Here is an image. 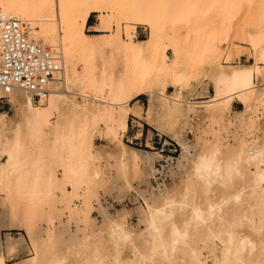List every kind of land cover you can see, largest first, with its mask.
Wrapping results in <instances>:
<instances>
[{
    "label": "bare ground",
    "instance_id": "obj_1",
    "mask_svg": "<svg viewBox=\"0 0 264 264\" xmlns=\"http://www.w3.org/2000/svg\"><path fill=\"white\" fill-rule=\"evenodd\" d=\"M0 1L65 59L39 101L15 87L13 115L0 109V264H264V0ZM123 24L149 34L125 39ZM243 44L256 62L233 63ZM211 85L212 98L183 93ZM131 116L181 145L170 182L151 186L164 156L125 142ZM194 121L208 127L188 140ZM102 192L130 197L138 223ZM26 243L30 256L17 258Z\"/></svg>",
    "mask_w": 264,
    "mask_h": 264
},
{
    "label": "built area",
    "instance_id": "obj_2",
    "mask_svg": "<svg viewBox=\"0 0 264 264\" xmlns=\"http://www.w3.org/2000/svg\"><path fill=\"white\" fill-rule=\"evenodd\" d=\"M25 27L22 20L8 14L0 1V109L9 105L8 95L15 87L34 91L39 101L41 93L46 92V85L57 73L64 72L65 59L60 46L52 47L32 40ZM129 143L142 146L141 139L137 138ZM169 175L167 164H159L154 177L156 185L168 182ZM111 200L113 204H119L117 199Z\"/></svg>",
    "mask_w": 264,
    "mask_h": 264
},
{
    "label": "rangeland",
    "instance_id": "obj_3",
    "mask_svg": "<svg viewBox=\"0 0 264 264\" xmlns=\"http://www.w3.org/2000/svg\"><path fill=\"white\" fill-rule=\"evenodd\" d=\"M92 17H94L95 22H99L100 21V16H98L97 14H93ZM25 25L27 26V24L25 23ZM85 32L87 33H91V28H89L88 26L85 28ZM128 32H134L137 33V36L139 39H145L147 38L148 34H149V29L146 26L143 25H131L130 27H127L125 24H123L122 26V35L125 39H127L128 37ZM244 46V50L246 52H243L242 54L246 53L245 57H242V54L240 53H236L235 54V58L233 59V63H254L257 61V54L255 53V51L252 49V47L248 44H243ZM228 53L229 51L225 50L222 54L220 63L224 66H229L230 64L227 63V58H228ZM168 54L169 56L173 57L174 56V51L173 49H169L168 50ZM207 49H203V47H199V51L198 53L194 56V58H196L198 61L205 60L207 58ZM261 64L264 66V59L260 60ZM255 82L256 84H264V74L256 76L255 78ZM176 90L175 87H168L167 89V94H173V92ZM181 91V90H180ZM183 93L185 94H189V97L191 98H195V97H205V98H212V96H214L215 91L213 86H209L208 89H203V86H199L198 88L194 87V86H188L186 88H183ZM179 95H182V92L179 93ZM139 100L142 102L143 106L145 108L148 107L149 105V97L147 95H142L139 97ZM194 100H202V98L199 99H194ZM132 103H134V101H132ZM243 108V104L241 101H239L238 99H235L233 101V105H232V110L236 111V110H240ZM2 110H7L11 115H13V111L10 109L9 105H6ZM264 109L260 112V115L258 117V119H262L264 121ZM227 118L232 119L233 118V114L229 115ZM129 129L124 137L125 142L131 146L143 149V150H156L159 151L164 157L161 158L160 161L157 162L156 166L157 168L159 167V164H170L172 163V159L171 156H173V158L178 157L182 151V147L181 145L174 139H171L165 135H161L159 134L158 131H156L152 126H150L147 122L140 120L138 118H136L135 116H131L129 119ZM208 127L207 123H199V121H194L193 124H190L186 127L185 131H184V136L188 139V140H195L196 136L201 133V130H203L204 128ZM102 133V130L98 131V136L96 139V144L101 147L103 145V139L100 137V134ZM133 138H137V139H141L142 142V146L139 145H134V144H130L129 140L133 139ZM154 141L160 142V144H156L154 143ZM138 144L140 143V140L137 141ZM161 149H163V151H161ZM104 165L106 164V162L103 163ZM158 171H156L157 173ZM155 174L153 175V179H152V187L153 186H157V181H155L154 179ZM171 180H169L168 182H170ZM118 193H113V194H105L102 192V195H108L107 199H110V203H108L107 205L104 204L106 207H109V209L114 212L115 208H121L123 206H125L126 204H129V208H134L133 212H132V218L131 221L134 224L138 223V219H139V214L136 211V205L138 204H134L132 203L130 197H123L121 198V201H118L119 204H113L112 203V196L113 195H117ZM124 195H128V193H124ZM106 199V198H104ZM115 199V198H113ZM126 200V202L122 203L123 200ZM133 199V198H132ZM75 204L81 205L82 201L79 199H76V201L74 202ZM93 204H95V206H98L96 204V201L93 202ZM97 210V209H95ZM93 215L95 217L98 218V220H101L102 218L99 216V212L94 211ZM75 228V225H74ZM3 235L5 236L6 233L12 235V236H20L21 234L24 233V231L21 230H3L2 231ZM30 245L28 243H26L25 245L20 246V251L19 254L17 255V258H24V257H28L31 254L30 251ZM13 262V259H7V264H11Z\"/></svg>",
    "mask_w": 264,
    "mask_h": 264
},
{
    "label": "crops",
    "instance_id": "obj_4",
    "mask_svg": "<svg viewBox=\"0 0 264 264\" xmlns=\"http://www.w3.org/2000/svg\"><path fill=\"white\" fill-rule=\"evenodd\" d=\"M97 22H95V20H94V17H90V19H89V22H88V27H90V26H94L95 24H96ZM244 52H246L245 50H244ZM246 56V53H244V54H242V57H245ZM154 143H156V144H160L161 143V141H160V143L159 142H157V141H154Z\"/></svg>",
    "mask_w": 264,
    "mask_h": 264
}]
</instances>
